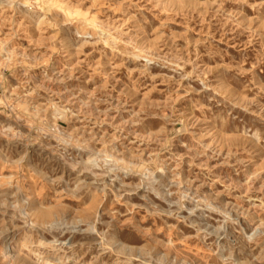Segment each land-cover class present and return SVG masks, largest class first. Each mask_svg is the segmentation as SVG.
<instances>
[{
	"label": "rangeland",
	"instance_id": "374dc122",
	"mask_svg": "<svg viewBox=\"0 0 264 264\" xmlns=\"http://www.w3.org/2000/svg\"><path fill=\"white\" fill-rule=\"evenodd\" d=\"M47 257L264 264V0H0V264Z\"/></svg>",
	"mask_w": 264,
	"mask_h": 264
},
{
	"label": "bare ground",
	"instance_id": "6f19581e",
	"mask_svg": "<svg viewBox=\"0 0 264 264\" xmlns=\"http://www.w3.org/2000/svg\"><path fill=\"white\" fill-rule=\"evenodd\" d=\"M22 242V241H21ZM194 248V247H193ZM8 261V260H7ZM43 264H53V262L51 261L50 257L48 258H44V263Z\"/></svg>",
	"mask_w": 264,
	"mask_h": 264
}]
</instances>
